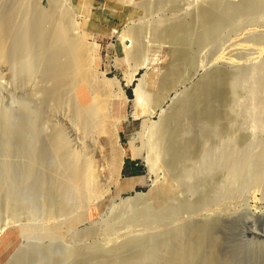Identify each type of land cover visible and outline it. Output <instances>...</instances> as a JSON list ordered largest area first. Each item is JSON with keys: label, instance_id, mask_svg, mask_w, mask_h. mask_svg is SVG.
Masks as SVG:
<instances>
[{"label": "rangeland", "instance_id": "374dc122", "mask_svg": "<svg viewBox=\"0 0 264 264\" xmlns=\"http://www.w3.org/2000/svg\"><path fill=\"white\" fill-rule=\"evenodd\" d=\"M17 1L0 0V10L4 13L11 11ZM169 1V5L146 9L125 0H73L72 9L79 22V31L94 45L95 68L112 81L110 88L113 95L122 92L124 95V99L117 96L115 100L119 103V113L116 115L123 117L119 126V144L125 149L121 177L94 205L71 210L62 217L55 218L47 213L46 208L53 198L41 196L39 182L45 176L36 178L40 169L31 175L28 173L32 156L29 132L34 124L41 133H47L59 121L60 106L53 103L43 118L42 90L48 88L51 81L42 78L41 66L35 54H23V59L13 58L9 68L11 71L0 68V264H65L62 259H47L46 256L32 253L27 260H19V257L22 251L35 245L41 249L59 243L82 248L105 244L108 247L121 242L128 230L129 234L154 233L160 229H171L175 224L191 225V222L205 220L210 217L209 214L216 212L219 213L216 216L219 215L222 220L217 221L212 233L215 251L218 249L215 254L218 252L216 256L221 262L264 264V238L247 234L248 230L264 234V215L252 214H264V178L257 181L261 175L264 177V161L260 167L257 165V160L262 158L259 156L264 155V7L253 6L250 13L244 11L243 14L228 16L225 19H228L227 23L219 32L201 45L193 43L199 31L203 30L193 15L200 3L209 0ZM218 1L226 6L232 0ZM42 5L48 7L46 1ZM77 12L91 17L87 20ZM175 18L183 19L191 27L188 43L190 40L192 64H178L174 60L171 52L173 45L169 40H151L152 23ZM140 23L146 26L145 37L150 35V39L146 38L150 41V48L146 50L149 65L133 71L135 63L127 58L119 34ZM24 59L31 62H28L31 73L28 68L25 71ZM173 66L181 69L180 79L175 83L177 86L168 87L167 98L159 106L153 99L161 93L162 76ZM216 70L230 72L229 80L233 83L234 92L232 99L220 107L221 110L218 109V121L205 124L209 133L206 129L201 136L199 154L190 156L182 166L180 172L184 170L185 175L170 173L159 164L153 169L147 163L146 150L152 149V160L159 161L160 151L156 137L151 135L148 128L157 124L171 108L172 98L191 90L206 74ZM137 86L143 95L138 103H134ZM182 120L191 129L188 115L183 116ZM64 134L69 138L68 131ZM227 155L237 157L239 172H232L229 165L225 166ZM127 160H133L131 168H138L140 172L136 175L124 174ZM50 167L44 169L52 174ZM152 170L161 173L157 179ZM130 177H140L141 183H136ZM136 192L146 195L154 212H160L170 203V206L174 205V202L180 205L200 198L201 203L192 211L177 214L178 220L175 215V219L172 217L160 225L137 220L107 228L106 222L115 212L111 208L113 204ZM41 197L45 202L43 206L40 205ZM89 228H93L94 233L81 237L77 235ZM185 237L180 236L178 240L173 239L175 243L173 240L171 242L174 245L187 243ZM154 249L155 253L167 251L165 248L163 252L158 247Z\"/></svg>", "mask_w": 264, "mask_h": 264}, {"label": "bare ground", "instance_id": "6f19581e", "mask_svg": "<svg viewBox=\"0 0 264 264\" xmlns=\"http://www.w3.org/2000/svg\"><path fill=\"white\" fill-rule=\"evenodd\" d=\"M44 1L48 3L47 8L42 5ZM149 1L125 0L129 4L136 3L146 9H152L154 6L163 7L170 3L169 0L156 2L153 0L154 3ZM220 2L209 0L199 4L193 16L199 23L198 26L202 25L203 30L199 31L193 43L202 45L214 37L227 23L228 19H225L228 16L243 14L244 11L250 13L253 6L254 8L264 7V0L239 2L232 0L226 6H222ZM72 5L73 0H27V3L25 0H18L11 11L4 13L0 10V68L3 71H11L9 68L13 58L23 59V54L29 56L35 54L41 66L42 78L51 81V85L42 90L44 92L43 108H41L43 118L44 114L53 107V103L60 106L59 121L52 125L47 133H41L34 124L29 132L32 156L28 173L31 175L35 170L40 169L39 177L36 178L45 176L39 182L42 185H40L42 189L39 188V190H42V197L53 198L46 211L55 218L71 210L96 204L113 184H117L118 178L121 177L125 154V149L119 144V126L123 117L116 115L119 113V103L115 101L117 96L124 99L123 92L113 95L110 88L112 81L95 68L94 45L81 35ZM151 25L153 38L151 40L160 42L169 40L173 45L171 52H173L174 60L178 64L180 62L192 64L189 54L190 40L188 43L191 27L186 21L175 18L158 21ZM145 29L146 26L140 23L119 34L127 58L133 64L135 63L133 71L140 67L147 68L149 65L146 50L149 47L150 35L146 34L145 37ZM24 61L26 71L31 64L28 66L29 60L26 62L24 59ZM178 66H173L162 76V90L159 96L153 99L155 104L160 106L167 98L165 94L168 87L175 86L180 79L179 70L181 69L178 70ZM30 69L31 67L28 68L29 73H31ZM221 71L216 70L206 74L202 81L200 80L191 90L179 93V96L177 94L175 99H171L173 104L166 114L160 116L161 119L157 124L148 128L151 135L156 137L160 151L159 161L152 160L150 155L152 149L146 150L147 163L153 169L156 164H159L168 172L179 174L188 158L199 154L201 136L206 129L208 132L205 124L218 121L220 117L218 109L224 107L233 96L234 86L229 80L230 72ZM131 78L132 75L129 77V82ZM134 91L137 98L133 101L138 103L143 94L138 86ZM186 115L190 119L191 129L182 123V117ZM133 116H135L134 113ZM65 131L70 133L69 138L65 137ZM259 158L257 165L260 167L264 161V155H260ZM225 161V166L229 165L232 172H239L240 165L238 166L237 157L227 155ZM47 163L51 166L52 174L51 171L46 172L47 169H44L49 166L45 165ZM156 170L161 171L160 168ZM158 171L155 173L152 170L156 179L161 174H158ZM183 172L180 173L185 175ZM261 176L257 178V181L264 178ZM44 198L40 202L41 206L45 205ZM200 203V198L180 205L174 202L172 203L174 205L170 206V203L160 212H154L146 195L136 192L132 196L121 199L118 204H113L111 208L115 212L106 222V226L111 228L115 224L133 223L137 220L160 225L167 219L172 217L175 219V215L180 212L192 211L200 206ZM214 214L211 213L212 216L209 214L210 217L205 220L197 219L198 222L197 220L191 222V225L185 223L184 226L183 224L176 226L175 224V227L174 225L171 226L173 228L170 227L171 229H160L149 234L148 232L129 234L128 230L127 233L125 231L127 235L125 234L121 242L108 247L105 244L101 247L82 248L59 243L41 249L35 245L22 251L19 260H27L32 253L41 257L46 256L47 259L49 257L62 259L65 264H223L219 256H216L218 252L215 254L218 249L216 248L215 251L216 243L212 233L217 221L221 222L222 219L218 217L219 215L216 216L218 212ZM252 214L264 215L260 212ZM92 233H94L93 228H89L77 235L81 237ZM247 234L264 238V234L257 233L255 230H248ZM180 236H186L185 240L188 242L183 241L184 243L174 245L171 241L178 240ZM155 247L161 250L165 248L167 251L163 254L159 252L160 250L155 253Z\"/></svg>", "mask_w": 264, "mask_h": 264}, {"label": "crops", "instance_id": "0c3cea01", "mask_svg": "<svg viewBox=\"0 0 264 264\" xmlns=\"http://www.w3.org/2000/svg\"><path fill=\"white\" fill-rule=\"evenodd\" d=\"M77 13H78V15H79L80 17L85 18V19H87V20H89V18L91 17V15H88L89 18H87L86 16L82 15L81 12H80L81 14H80L79 12H77ZM93 23H94V22H93ZM113 30H115V29H113ZM128 154H129V152H128ZM129 155H130V154H129ZM127 162H128V165H129V166H128V172L126 173V175H127V174H130L129 172L132 171L133 169H135L134 167L131 168V167L134 165L133 160H127ZM123 164H124V161H123ZM126 165H127V164H126ZM125 167H126V166H125ZM130 175H136V174H130ZM130 178H135V179H136V183H137V181H138V183H139V180H138L139 177H130ZM125 186L128 187L127 184H125Z\"/></svg>", "mask_w": 264, "mask_h": 264}, {"label": "trees", "instance_id": "16d2710c", "mask_svg": "<svg viewBox=\"0 0 264 264\" xmlns=\"http://www.w3.org/2000/svg\"><path fill=\"white\" fill-rule=\"evenodd\" d=\"M128 162H127V165H126V167L124 168V174L125 173H127L128 172ZM140 172V170L138 169V168H136V169H133L132 171H130L129 173L130 174H137V173H139ZM132 180H134V181H136V179L135 178H131ZM141 183V180H140V177H139V184Z\"/></svg>", "mask_w": 264, "mask_h": 264}]
</instances>
